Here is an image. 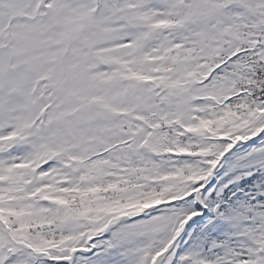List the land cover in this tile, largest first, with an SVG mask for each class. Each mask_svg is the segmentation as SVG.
<instances>
[{"label":"snow or ice","instance_id":"obj_1","mask_svg":"<svg viewBox=\"0 0 264 264\" xmlns=\"http://www.w3.org/2000/svg\"><path fill=\"white\" fill-rule=\"evenodd\" d=\"M0 264H264V0H0Z\"/></svg>","mask_w":264,"mask_h":264}]
</instances>
